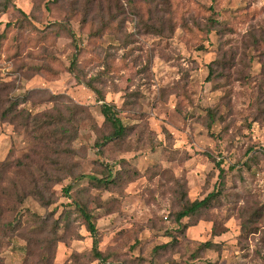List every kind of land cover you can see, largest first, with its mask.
<instances>
[{
    "label": "rangeland",
    "instance_id": "1",
    "mask_svg": "<svg viewBox=\"0 0 264 264\" xmlns=\"http://www.w3.org/2000/svg\"><path fill=\"white\" fill-rule=\"evenodd\" d=\"M12 2H0V264H96L74 202L106 264H264V0ZM61 24L124 139L102 144L109 129L68 73ZM47 116L74 138L52 145ZM106 168L108 189L75 180ZM219 181L222 196L181 230V198Z\"/></svg>",
    "mask_w": 264,
    "mask_h": 264
},
{
    "label": "trees",
    "instance_id": "2",
    "mask_svg": "<svg viewBox=\"0 0 264 264\" xmlns=\"http://www.w3.org/2000/svg\"><path fill=\"white\" fill-rule=\"evenodd\" d=\"M0 2H1L3 11H6L10 6H13L12 0H0ZM22 16L26 19L24 14H22ZM86 21H87L86 18H84L82 23ZM102 21L103 20H101L100 23ZM60 27L66 32L74 48V53L70 59V63L68 66V73L73 76V79H75L77 83L84 85L91 92H93V94L96 96V101L100 103L99 111L103 118V123L109 129L108 134L102 138V144L108 143L110 141L113 142V141H120L124 139V137L126 136L128 132V128L123 124L121 119L118 117V111L116 107L105 103L100 91L91 84L90 80L85 82V79L81 76V72L78 69L77 58L79 55V50L77 48L78 46H77L75 34L67 26H64L61 24ZM145 28H147V30L148 28L154 29V27L147 26V25L145 26ZM101 31L102 29L96 30L97 34H95V37H97V35L101 33ZM207 115H208L210 122H212L215 117L214 112L208 111ZM47 121H51V122H47ZM47 121L44 123V128L46 129L43 132V134H44V137L51 139L50 142L52 145H54L53 143L56 142L58 143V147H59L60 143L67 144L74 138V135H73L74 133L72 130H70V128H65L62 124H59L60 122H54L53 119L51 120V116H47ZM98 147H100V145ZM60 149L61 148H59V150ZM60 151L62 152V149ZM251 152L252 150L248 151V153H251ZM219 172L220 173L218 175V178L220 180H223L224 172L220 168H219ZM84 179L88 180L89 184L95 187H101L103 189H108L109 185L113 183L112 172L110 168H106V175L104 176V178H97L91 175H81L75 178V180L79 182ZM223 187H224L223 181H219L218 188L216 189V191L215 192L213 191L212 193L208 194L202 200H195L192 202L186 200L184 202V200L181 198V204L179 206V209L174 215V221L177 225L180 226V229L181 230L184 229V225L180 224L181 220L183 219L191 220L192 219L193 221H196L197 217L200 216L203 211L208 210L213 205V203H216L218 201V198L222 196ZM70 188L71 187L68 186L65 190V193H68ZM74 205H75V212L77 216L83 221L85 230L92 239V246L89 251V256L91 257L92 261L96 262V264H106L107 257L104 256L99 249V235H98L97 228L95 224L93 223L94 217L92 216V214H90L87 211V207L84 204L80 202H74ZM41 225L42 227L44 226L43 223H41ZM8 226L10 227L11 225L8 224ZM43 232H44V227L40 229L39 234H42ZM214 246H215L214 244L207 242V243H204L201 246V248L210 249ZM167 247H168L167 245H163L159 249L165 250ZM24 250L28 252V248H25ZM208 264H211V263H208Z\"/></svg>",
    "mask_w": 264,
    "mask_h": 264
}]
</instances>
